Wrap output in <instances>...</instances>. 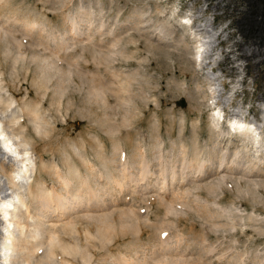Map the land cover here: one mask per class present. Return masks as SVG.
Masks as SVG:
<instances>
[{
	"label": "rangeland",
	"instance_id": "374dc122",
	"mask_svg": "<svg viewBox=\"0 0 264 264\" xmlns=\"http://www.w3.org/2000/svg\"><path fill=\"white\" fill-rule=\"evenodd\" d=\"M227 1L241 23L264 21V0ZM200 4L0 0L3 87L20 106L40 101L45 111L40 119L25 116L23 121L34 153L65 170L64 157L74 156L82 173L98 183L100 194L92 200H72L71 213L51 210L46 216L59 225L75 220L89 264H125V255L127 264H264V173L217 170L215 164L199 174L185 167L189 161L182 158L180 140L189 148L199 142L203 154L213 147L206 73L186 45L161 42L148 26L141 27V9L153 10L154 24H175L169 11L166 17L157 14L159 5L176 9L180 18L191 8L198 13ZM28 19L37 22L29 25ZM72 21L79 22L77 34ZM102 22L105 27L98 29ZM213 55L209 53L211 59ZM212 64L225 78V95L261 120L264 60L248 66L251 78H246L244 91L236 92L228 86L230 76L222 75L216 61ZM139 142L152 169L136 184L130 178L140 175ZM76 146L81 151L74 154ZM161 157L175 167V180L164 181ZM124 166H129L127 172ZM112 173L127 176L122 190L109 180ZM42 175L51 187L53 177L48 171ZM171 202L174 210L167 213ZM103 217L114 221L105 243L91 236Z\"/></svg>",
	"mask_w": 264,
	"mask_h": 264
},
{
	"label": "bare ground",
	"instance_id": "6f19581e",
	"mask_svg": "<svg viewBox=\"0 0 264 264\" xmlns=\"http://www.w3.org/2000/svg\"><path fill=\"white\" fill-rule=\"evenodd\" d=\"M229 5L227 0H201L198 13L191 8L187 16L180 18H177L176 9L168 10L166 5H159L157 14L166 17L169 11L168 18L174 20L175 24L168 20H159L154 24L153 10H139L145 19L141 21V27L148 26L149 31L161 42L176 47L186 45L196 64L206 73L214 148L203 154L197 145L199 142L194 148H189L182 139L179 145L182 158L189 161V166L185 167L199 174L204 172L206 166L215 164L217 170L242 168L248 173H264V102L260 106L261 120L252 116L241 103L235 106L232 95H225V78L220 77V72H215L217 66L212 64V61H216L222 75L230 76L228 86L231 91H244L246 78H251L247 72L248 66L256 67L264 60V21L243 24L239 21L240 16L228 9ZM35 22L27 20L29 25ZM105 25L102 22L97 28L102 29ZM71 29L77 34L79 22L72 21ZM178 33L179 38L175 39ZM187 39L193 44L189 45ZM211 52L214 53L213 59L209 57ZM43 112L40 101L35 104L25 103L23 106L17 104L10 91L3 87L0 74V264H89L90 259L77 236L75 220L59 225L58 222L46 220V216L51 210L71 213L74 210L72 200L82 202L100 194L95 188L98 183L92 182L90 176L82 173L74 156L64 157L68 165L65 170L59 165L47 164L34 153L31 140L24 134L23 121L25 116L40 119ZM36 129H42V126ZM138 144L140 175L130 178L136 184L144 181L152 169L145 155V146L141 142ZM218 146L223 147L218 149ZM73 149L74 154L81 151L79 146ZM79 158L89 164L85 156ZM5 162L13 168L8 170ZM72 162H75L74 166H70ZM158 162L165 182L169 178H177L175 167L170 166L163 157ZM124 168L127 172L129 166ZM43 171H48L53 177L51 187L42 175ZM126 178V175L112 173L109 180L122 190ZM185 193L191 195L190 192ZM173 208L171 202L167 213L172 212ZM113 225L114 221L110 217H103L96 233L91 236L102 242L106 238L109 240V229H113ZM66 234L74 241H67L64 237ZM123 259L127 264L129 257L125 255Z\"/></svg>",
	"mask_w": 264,
	"mask_h": 264
}]
</instances>
